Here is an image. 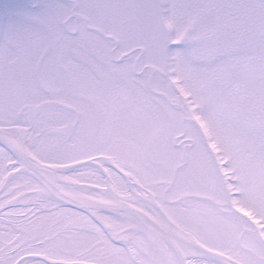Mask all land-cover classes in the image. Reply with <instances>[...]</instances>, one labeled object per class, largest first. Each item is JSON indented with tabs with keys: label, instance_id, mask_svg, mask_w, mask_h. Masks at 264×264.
Masks as SVG:
<instances>
[{
	"label": "snow or ice",
	"instance_id": "1",
	"mask_svg": "<svg viewBox=\"0 0 264 264\" xmlns=\"http://www.w3.org/2000/svg\"><path fill=\"white\" fill-rule=\"evenodd\" d=\"M0 264H264V0H0Z\"/></svg>",
	"mask_w": 264,
	"mask_h": 264
}]
</instances>
